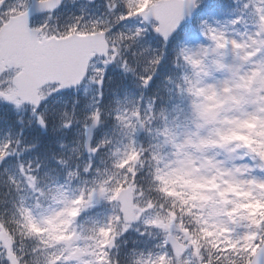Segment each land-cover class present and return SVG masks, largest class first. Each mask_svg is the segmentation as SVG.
I'll return each instance as SVG.
<instances>
[{
  "label": "snow or ice",
  "instance_id": "snow-or-ice-1",
  "mask_svg": "<svg viewBox=\"0 0 264 264\" xmlns=\"http://www.w3.org/2000/svg\"><path fill=\"white\" fill-rule=\"evenodd\" d=\"M64 8L0 0V175L34 198L0 220V264H264V0ZM56 132L74 157L19 159Z\"/></svg>",
  "mask_w": 264,
  "mask_h": 264
},
{
  "label": "trees",
  "instance_id": "trees-1",
  "mask_svg": "<svg viewBox=\"0 0 264 264\" xmlns=\"http://www.w3.org/2000/svg\"><path fill=\"white\" fill-rule=\"evenodd\" d=\"M19 196L17 194L13 193V190L11 188L7 189H0V219H10L13 213V210L15 208L16 202L18 201ZM145 237V236H144ZM126 240L128 241L127 248H132V247H138L139 246V236L135 231H130L127 236ZM136 240L137 243L133 245L132 241ZM28 246H32L35 241L28 240L25 242ZM121 247H123V242L122 240L119 241Z\"/></svg>",
  "mask_w": 264,
  "mask_h": 264
},
{
  "label": "rangeland",
  "instance_id": "rangeland-1",
  "mask_svg": "<svg viewBox=\"0 0 264 264\" xmlns=\"http://www.w3.org/2000/svg\"><path fill=\"white\" fill-rule=\"evenodd\" d=\"M236 163H238V164H239L240 162H236ZM229 166H230V164H229ZM243 174H244V173H242V175H243ZM50 211H51V210H50ZM40 213H41V212H40ZM40 213H39V214H40ZM39 214H37V215H39Z\"/></svg>",
  "mask_w": 264,
  "mask_h": 264
}]
</instances>
